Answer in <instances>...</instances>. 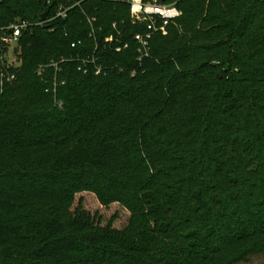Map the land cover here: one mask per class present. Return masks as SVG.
Returning <instances> with one entry per match:
<instances>
[{
    "label": "trees",
    "instance_id": "16d2710c",
    "mask_svg": "<svg viewBox=\"0 0 264 264\" xmlns=\"http://www.w3.org/2000/svg\"><path fill=\"white\" fill-rule=\"evenodd\" d=\"M164 2L144 48L123 0H0V264L264 257V0Z\"/></svg>",
    "mask_w": 264,
    "mask_h": 264
},
{
    "label": "built area",
    "instance_id": "2783aa9c",
    "mask_svg": "<svg viewBox=\"0 0 264 264\" xmlns=\"http://www.w3.org/2000/svg\"><path fill=\"white\" fill-rule=\"evenodd\" d=\"M128 5L129 15L134 24H145L147 34L144 36H136L135 40L142 46L147 47L148 39L154 34L166 36L168 27L180 18L181 12L176 7L175 3L167 4L164 0H123ZM70 8L59 7L53 19H64ZM92 21H89L91 24ZM28 25L18 23L6 28L0 29V62L7 66H14V62H8L6 55L15 51L18 46V40L23 30H26ZM112 39H106V42H111ZM117 52L120 49H116ZM11 54V55H12ZM13 80V77H8L7 81Z\"/></svg>",
    "mask_w": 264,
    "mask_h": 264
},
{
    "label": "rangeland",
    "instance_id": "374dc122",
    "mask_svg": "<svg viewBox=\"0 0 264 264\" xmlns=\"http://www.w3.org/2000/svg\"><path fill=\"white\" fill-rule=\"evenodd\" d=\"M11 54L12 53L6 55V59L10 63L16 60L15 54ZM80 199L83 208L87 212L99 217V222L102 226L113 220L114 228H121L128 218V215L118 207L113 206L109 209L101 208L91 195H82ZM77 200H79V197ZM74 206H76V204ZM248 264H264V257L252 258Z\"/></svg>",
    "mask_w": 264,
    "mask_h": 264
},
{
    "label": "water",
    "instance_id": "95a60500",
    "mask_svg": "<svg viewBox=\"0 0 264 264\" xmlns=\"http://www.w3.org/2000/svg\"><path fill=\"white\" fill-rule=\"evenodd\" d=\"M54 4V1L51 2L50 5H53ZM47 7V4L44 5V8ZM47 17V12L43 13L41 16H40V20L44 21Z\"/></svg>",
    "mask_w": 264,
    "mask_h": 264
}]
</instances>
